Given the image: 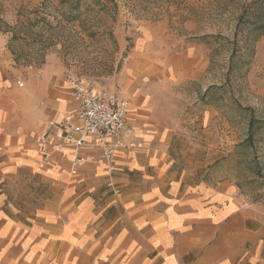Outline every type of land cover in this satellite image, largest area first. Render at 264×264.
Returning <instances> with one entry per match:
<instances>
[{
    "label": "crops",
    "instance_id": "obj_1",
    "mask_svg": "<svg viewBox=\"0 0 264 264\" xmlns=\"http://www.w3.org/2000/svg\"><path fill=\"white\" fill-rule=\"evenodd\" d=\"M31 69L21 88L0 80V264H264V184L246 196L182 167L162 104L137 91L109 161L44 144L78 104L63 71L41 82Z\"/></svg>",
    "mask_w": 264,
    "mask_h": 264
},
{
    "label": "rangeland",
    "instance_id": "obj_2",
    "mask_svg": "<svg viewBox=\"0 0 264 264\" xmlns=\"http://www.w3.org/2000/svg\"><path fill=\"white\" fill-rule=\"evenodd\" d=\"M257 14L264 17V0H0V56L11 72L0 80L21 88L32 67L41 82L61 70L128 101L137 91L162 104L182 167L259 196L264 30L253 25Z\"/></svg>",
    "mask_w": 264,
    "mask_h": 264
},
{
    "label": "built area",
    "instance_id": "obj_3",
    "mask_svg": "<svg viewBox=\"0 0 264 264\" xmlns=\"http://www.w3.org/2000/svg\"><path fill=\"white\" fill-rule=\"evenodd\" d=\"M71 95L77 101L76 119L62 118L47 122L48 134L43 135L44 144L50 134L62 138L67 144L79 148L96 145L102 149L101 157L109 161L115 147L122 146L119 140L111 142L125 127L129 101L117 93L94 89L92 81L83 76L69 75ZM18 84L21 81L18 80ZM91 136L92 139L88 140ZM47 157V154L44 155ZM81 162L74 158V165ZM75 172V170H73ZM118 192L117 189L114 190Z\"/></svg>",
    "mask_w": 264,
    "mask_h": 264
},
{
    "label": "trees",
    "instance_id": "obj_4",
    "mask_svg": "<svg viewBox=\"0 0 264 264\" xmlns=\"http://www.w3.org/2000/svg\"><path fill=\"white\" fill-rule=\"evenodd\" d=\"M245 9H243V11H242V13H241V15L239 16V19H242L243 17H244V15H245ZM256 19L257 20H255V22H254V27L256 28V29H259V30H264V17H262L261 15H259V14H257L256 15ZM252 120V119H251ZM250 122H252V121H250Z\"/></svg>",
    "mask_w": 264,
    "mask_h": 264
}]
</instances>
